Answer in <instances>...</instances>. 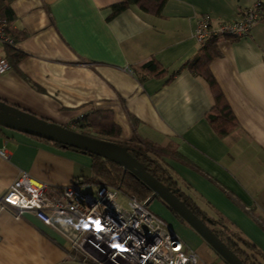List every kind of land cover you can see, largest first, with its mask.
Here are the masks:
<instances>
[{"label":"crops","instance_id":"obj_1","mask_svg":"<svg viewBox=\"0 0 264 264\" xmlns=\"http://www.w3.org/2000/svg\"><path fill=\"white\" fill-rule=\"evenodd\" d=\"M121 1L13 0V27L25 33L14 46L26 56L11 61L0 47L10 62L0 98L79 131L89 128L88 113L111 110L120 138L152 144L202 209L264 252V22L244 36H218L210 68L239 122L228 133L207 118L215 102L209 82L184 65L200 47L194 30L204 14L228 21L256 0H166L159 12L131 3L113 14ZM153 57L165 75L142 70ZM4 129L0 195L22 171L56 185L83 177L82 188L95 183L94 192L103 183L89 179L96 175L85 152ZM148 206L198 252L199 264H229L162 201ZM0 264L92 263L32 211L2 208Z\"/></svg>","mask_w":264,"mask_h":264},{"label":"built area","instance_id":"obj_2","mask_svg":"<svg viewBox=\"0 0 264 264\" xmlns=\"http://www.w3.org/2000/svg\"><path fill=\"white\" fill-rule=\"evenodd\" d=\"M259 22H264L263 0L228 21L215 22L204 14L194 36L200 45L212 34L240 37ZM8 27L0 13V47L15 44ZM9 68L8 57L0 53V73ZM0 155L9 156L4 147ZM84 181L78 177L73 183L56 185L22 171L0 195V209L9 208L15 215L32 211L62 233L65 245L77 256L96 264H199L198 252L185 245L169 222L145 204L146 199L105 183L95 192L85 191ZM121 193L127 205L119 201Z\"/></svg>","mask_w":264,"mask_h":264},{"label":"trees","instance_id":"obj_3","mask_svg":"<svg viewBox=\"0 0 264 264\" xmlns=\"http://www.w3.org/2000/svg\"><path fill=\"white\" fill-rule=\"evenodd\" d=\"M12 1L13 0H0V13L7 18L9 23L8 32L15 38V42H17L25 36V33L13 27L16 15L12 7ZM165 1L166 0H123L114 4L113 14L122 11L131 3H138L147 11L159 12ZM229 37L235 38V36ZM218 39L219 37L217 35H210L206 42L200 45L197 52L190 57L184 65L203 76L209 82L215 102L207 112V118L217 133L226 134L237 127L239 122L210 68L211 61L221 53L218 47ZM6 54L10 60L14 62H18L26 56L25 52L18 50L14 45L6 46ZM141 68L145 71L147 76L153 75L160 77L167 73V69L155 57L144 62ZM175 73L171 74V79L174 77ZM85 118L89 123V128L97 131L101 136L86 130H82V132L92 136L106 138L128 147L129 151L143 161L146 167L166 185L172 189L179 188L177 194L185 200L214 231H216L246 264H264V252L250 239L230 229L222 219H218L202 209L192 195L187 193L184 186L180 184V180L162 163L159 158V152L152 144H144L135 139L124 140L120 138L121 127L115 122L111 110H95L88 113ZM4 128L7 127L0 125V131ZM29 135L40 140H46L59 147L83 152L81 149L74 146H66L60 142L36 135ZM85 153L91 156L92 168L97 177L89 178L90 180L97 181L99 178L105 184L117 187L123 191L135 193L140 199H146L152 194L153 190L150 186L120 164L96 153H91L89 151ZM154 199L162 201L181 222L187 223L185 219L160 196L157 195ZM91 263L96 264L92 260Z\"/></svg>","mask_w":264,"mask_h":264},{"label":"water","instance_id":"obj_4","mask_svg":"<svg viewBox=\"0 0 264 264\" xmlns=\"http://www.w3.org/2000/svg\"><path fill=\"white\" fill-rule=\"evenodd\" d=\"M0 125L36 135L64 145L74 146L83 152L106 157L143 180L153 190L146 198L150 205L158 195L176 210L229 264H246L243 259L200 217L178 194L154 175L128 147L115 141L92 136L67 125L39 116L34 112L0 98Z\"/></svg>","mask_w":264,"mask_h":264},{"label":"rangeland","instance_id":"obj_5","mask_svg":"<svg viewBox=\"0 0 264 264\" xmlns=\"http://www.w3.org/2000/svg\"><path fill=\"white\" fill-rule=\"evenodd\" d=\"M79 130L80 129H82V127L81 128H78ZM85 130L86 131H89V132H91V133H93V134H95V135H98V136H101V134H99L97 131H95V130H92V129H90V128H85ZM96 189V184L95 183H88V185H86L85 187H84V190L86 191H91V192H94V190ZM119 201L121 202V203H123L124 205H127V197L126 196H124L123 195V193H121V195H120V198H119ZM155 202V201H154ZM153 202V203H154ZM153 203H152V205H151V207H153ZM161 215V214H160ZM213 251V250H212Z\"/></svg>","mask_w":264,"mask_h":264},{"label":"snow or ice","instance_id":"obj_6","mask_svg":"<svg viewBox=\"0 0 264 264\" xmlns=\"http://www.w3.org/2000/svg\"><path fill=\"white\" fill-rule=\"evenodd\" d=\"M97 223H99V222H97Z\"/></svg>","mask_w":264,"mask_h":264}]
</instances>
